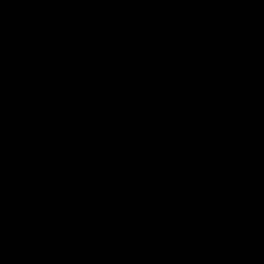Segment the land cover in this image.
I'll list each match as a JSON object with an SVG mask.
<instances>
[{
  "label": "water",
  "instance_id": "1",
  "mask_svg": "<svg viewBox=\"0 0 264 264\" xmlns=\"http://www.w3.org/2000/svg\"><path fill=\"white\" fill-rule=\"evenodd\" d=\"M0 264H264V0H0Z\"/></svg>",
  "mask_w": 264,
  "mask_h": 264
}]
</instances>
